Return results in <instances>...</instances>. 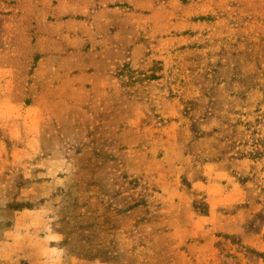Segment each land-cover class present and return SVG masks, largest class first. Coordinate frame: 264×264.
<instances>
[{
	"label": "rangeland",
	"instance_id": "obj_1",
	"mask_svg": "<svg viewBox=\"0 0 264 264\" xmlns=\"http://www.w3.org/2000/svg\"><path fill=\"white\" fill-rule=\"evenodd\" d=\"M0 264H264V0H0Z\"/></svg>",
	"mask_w": 264,
	"mask_h": 264
}]
</instances>
